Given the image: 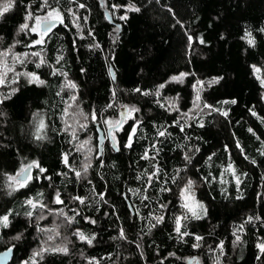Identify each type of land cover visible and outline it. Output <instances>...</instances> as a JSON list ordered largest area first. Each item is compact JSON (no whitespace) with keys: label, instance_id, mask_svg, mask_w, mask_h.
I'll return each instance as SVG.
<instances>
[{"label":"trees","instance_id":"1","mask_svg":"<svg viewBox=\"0 0 264 264\" xmlns=\"http://www.w3.org/2000/svg\"><path fill=\"white\" fill-rule=\"evenodd\" d=\"M53 9L63 22L34 44L40 37L20 26L29 12ZM17 40L45 62L25 66L43 84L0 86V217L9 218L0 251L15 248L11 264H264V97L254 71L264 64V0H15L0 17V43ZM200 83L204 108L188 120L182 113ZM167 98H179V109ZM73 102L92 116L97 145L85 176L76 175L81 158L64 128ZM116 106L134 117L116 131L117 149L110 139L99 147L97 124ZM28 165L22 187L17 174ZM189 180L199 219L182 210ZM48 206L72 214L67 252L45 244Z\"/></svg>","mask_w":264,"mask_h":264},{"label":"rangeland","instance_id":"2","mask_svg":"<svg viewBox=\"0 0 264 264\" xmlns=\"http://www.w3.org/2000/svg\"><path fill=\"white\" fill-rule=\"evenodd\" d=\"M3 2H6V0L0 1V3ZM72 15L76 21V24L78 25L79 16L77 14V11H72ZM46 16L47 13L44 12L35 14L32 16L33 17L32 19H26L25 23L29 25V28H31L36 25V18H39L41 21H44ZM21 32H25L28 36L31 34H36L41 39L39 33H34L29 30H24ZM45 36L46 34L43 36V39L45 38ZM18 43L19 41L17 40L15 42V45L10 46L9 48H3L0 43V53H6V55L0 56V73L6 71V69L4 68L5 63L7 64L8 68L13 69L12 71H7L6 79L3 84H0V86L14 85L15 82H17L18 79L20 78H23L27 82H29L30 78L24 74L31 72L27 71L25 66L28 63H34L35 65H37L40 63L41 59H43L45 62V56L41 51H37L34 49L20 50L18 49L17 46ZM32 53H39V55L34 56L32 55ZM25 54H27V56H25ZM16 57H19L20 60H23L24 62L20 63L19 60L15 59ZM255 68L260 69L259 72L255 71L256 75L259 77L261 81L264 80V64L262 66H255ZM182 80L184 81V77ZM262 85H263V97H264V84ZM201 86L202 83L199 84L196 90L195 100L190 111H188L187 113H182V115L186 117L188 120L191 118L193 114L203 110L204 108V104L202 103V100L200 98ZM197 96H199V100L197 99ZM179 102H180L179 98L166 99L167 106L172 110L179 109ZM116 107L118 110V113L116 115L112 114L113 115L112 117H105L99 120L100 124H102L104 127L103 128L105 132L104 143L108 139L111 140V138L115 143L116 131L120 129V126H122L123 124L122 123L121 125H116V122L120 121V110L123 106H116ZM134 113L135 111H132V108L128 107V117L125 122H127L130 118L134 117ZM91 125H92V116L85 114L81 110V108L73 102L71 107H68V110L64 117V128L69 133H71L72 138L75 140V144H76L75 150L81 158V162L76 168L77 173H80V176L87 175L86 173L88 171L89 165L93 162L94 157L97 153V145L93 140V133L90 128ZM111 125H116V126L112 127ZM111 128L112 130L110 131V133H108V130ZM85 168H87V171H85ZM189 181H187L181 189L182 210H184L185 213L189 212L193 214V212H195L197 215H201L203 213V208L199 207V205H201V201L195 195V187H196L195 183L191 181L192 182L191 188L187 192H184V190L188 187ZM185 204H188L189 207L188 208L184 207ZM40 216H41V220L52 221L49 226L45 227L47 228L45 230V239H46L45 244H47V246L55 249H63V248H67L69 244H72V241L74 240L73 235L76 233V231L73 228V226H71V222H69V218H72L71 213L57 207L48 206L46 209L41 211ZM43 246L45 245H42V247Z\"/></svg>","mask_w":264,"mask_h":264},{"label":"snow or ice","instance_id":"3","mask_svg":"<svg viewBox=\"0 0 264 264\" xmlns=\"http://www.w3.org/2000/svg\"><path fill=\"white\" fill-rule=\"evenodd\" d=\"M14 2H15V0H6V2L0 3V17H2L5 13L9 12L12 9ZM45 4L47 5V0H45ZM81 7H83V5H81ZM128 10L129 11H139L138 8H134V7H130ZM32 18H33L32 17V13L29 12L27 17H26V19H32ZM121 19H127V17L126 16L125 17H121ZM49 20H59L61 23L63 22L60 13L57 10L53 9L52 11H50L47 14V16L45 17L44 21H41L39 18H36V25L34 27L29 28V25L27 23H25V24L20 26V30L21 31L29 30V31L34 32V33H39L40 36H41V39H38V40L34 41V44H41V43H43V36L45 34H47V32H49L51 30V28L54 26L51 23H47V21H49ZM248 35L250 36V34H248ZM191 39H192V37H189V40H191ZM248 42H249V44H253L254 43V41L252 39H249ZM200 43H204L203 39L200 40ZM2 55H6V53H0V56H2ZM32 55L38 56L39 53H32ZM25 56H27V54H25ZM15 59L19 60L20 63L24 62L23 60H20L19 57H16ZM43 63H44V60L41 59L40 63L37 64L36 66L40 67V64H43ZM4 68L6 69V71L3 72V73H0V84L4 83V81L6 79L7 71H12L13 70L11 68H8L6 63L4 64ZM254 71L259 72L260 69L254 67ZM24 75H26V76H28L30 78L29 79L30 83H37V84H43L44 83V81L40 80V78L38 76H36L34 73H25ZM184 75L185 74L182 73L180 76H174V77H172V80L181 81L183 79ZM113 78H115L114 74H113ZM217 82H218L217 80L212 81V83H217ZM261 83L264 84V80H262ZM70 86L73 87V88L75 87L74 84H71ZM160 87L163 88L164 85H160ZM136 91L139 92L140 89H136ZM156 94L159 95V92H157ZM6 98H10V97H6ZM73 99H75V97H73ZM197 99L199 100V96H197ZM2 102L3 101L0 100V103H2ZM232 103H235V101L233 100ZM69 107H71V105H69ZM65 111L67 112V110H65ZM132 111H135V109H132ZM223 115L227 116V112H224ZM120 123H121L120 121H117L116 125H119ZM116 125H111V126L115 127ZM41 127H43V125H41ZM133 135H135V128H133V132L129 136V143L127 145H125L126 147H131L132 146L131 141H132V136ZM159 135L163 136V135H165V132L161 131V132H159ZM37 138L39 139L41 137H37ZM144 158L147 159L148 158L147 155ZM64 159H65V163H67V156H65ZM35 166L39 168L38 164H35ZM32 167H33V165H28L27 168L23 169L20 173L17 174V176L20 177V179L17 180V183H19L22 187L25 186V184L27 182V179H28V177H26L24 175V173L28 172ZM44 171H45V169L40 168V172H44ZM85 171H87V168H85ZM76 175L79 176L80 173H76ZM11 179H16V178L13 177ZM191 185H192V182L189 181L188 182V187L184 190V192H187L191 188ZM59 197H60V194L57 193L55 202L56 203H63V201H61ZM74 199L79 200L80 203H84V200L81 197H75ZM28 203L33 205V207H35V205L33 204L32 200H29ZM184 207L188 208L189 205L185 204ZM199 207L202 208L203 205H199ZM193 215L196 216L197 219L200 218V216L197 215L195 212H193ZM181 219L182 218H177V220H176V225H177L176 226V231H177V233L181 232ZM162 220H163V217H158L157 218V223L161 222ZM69 222H71V218H69ZM91 222L95 223V221H91ZM8 223H9V218H8L7 215H5L3 217H0V226L7 227ZM186 234L187 233H183V235H186ZM77 235L79 236L80 240H82V241L86 240L88 244H91L92 243V239H94V237L93 238L86 237L82 232L77 233ZM121 237L123 238V231H121ZM17 238H19V237H17ZM196 239L200 240L202 238L197 236ZM237 239H239V237H237ZM258 247L261 249L262 252H264V244H260V245H258ZM57 251L67 252V248L57 249ZM35 255H40V253H36ZM26 264H27V262H26Z\"/></svg>","mask_w":264,"mask_h":264},{"label":"water","instance_id":"4","mask_svg":"<svg viewBox=\"0 0 264 264\" xmlns=\"http://www.w3.org/2000/svg\"><path fill=\"white\" fill-rule=\"evenodd\" d=\"M106 15H107V17H108V19L110 21H113V19H112V17H111V15H110L108 10H106ZM47 23L53 24L54 26L51 28V29H53L55 26H57L61 22L59 20H49V21H47ZM110 71H111L112 77H113V74H114L115 78H113V79L115 80L116 79V75H115V71H114L113 66L110 67ZM120 114H121V119H120L121 123L119 125H121L124 122V120L128 117V107L127 106H123L121 108V110H120ZM97 129H98V133H99V135H98L99 147H101L103 145L104 141H105V136H104L105 132H104V129L99 126V124H97ZM111 130H112V128L108 130V133H110ZM111 142H112V146L114 148H116V144L114 143L112 138H111ZM33 168L34 167H32L28 172H25L24 175L29 178ZM18 179H20V177H18ZM14 256H15V248L13 246L8 247V248H6L4 250H1L0 251V264H11L12 261H13ZM192 262H193V258L187 259V263L188 264H191ZM196 264H199V262L197 261Z\"/></svg>","mask_w":264,"mask_h":264}]
</instances>
